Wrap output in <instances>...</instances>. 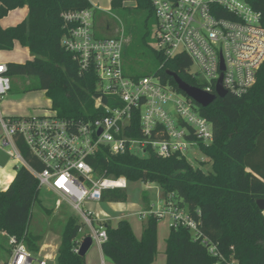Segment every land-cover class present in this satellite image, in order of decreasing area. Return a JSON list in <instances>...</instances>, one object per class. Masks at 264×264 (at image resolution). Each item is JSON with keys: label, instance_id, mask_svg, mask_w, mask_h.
Segmentation results:
<instances>
[{"label": "trees", "instance_id": "trees-1", "mask_svg": "<svg viewBox=\"0 0 264 264\" xmlns=\"http://www.w3.org/2000/svg\"><path fill=\"white\" fill-rule=\"evenodd\" d=\"M129 2L136 6L127 5ZM247 3L261 14L264 25V0H247ZM25 6L29 7L25 21L7 29L0 25V51H11L19 43L30 50L32 59L25 63H8L7 74L11 78L35 77L38 80L36 90L46 93L60 118H94L97 115L95 97L98 96L96 72L92 69L80 74L78 62L61 43L67 32L63 14L94 6L89 0H0V20L10 11ZM111 8L134 11L136 18L143 21L137 42L132 41L124 47L127 73L136 78L159 76L186 97L168 71L192 86L204 87L190 75L192 62L187 55L168 58L148 44L150 28L156 23L151 0H112ZM154 65L155 71L150 74ZM198 106L214 129V141L201 146L207 163L211 164L210 170L194 167L181 155L169 158H161L153 152L146 156L111 155L105 149L89 159V163L104 176L125 177L130 182L158 186L164 202H173L186 209L197 222L199 233L196 237L186 227L171 228L167 264H231L233 261L264 264V211L257 204L264 199V65L248 94H228L206 108ZM133 124V135L140 137L139 114ZM16 140L26 162L37 171H43L44 165L31 154L23 140ZM40 191L39 180L26 166L18 167L7 190H0V234L5 232L25 239L33 253H38L43 243L42 236L29 232L33 208L41 204ZM103 202L125 203L127 192L106 191ZM143 204L144 210L152 209L147 195L143 196ZM47 213L51 214V210ZM159 221L160 217L156 216L145 220L141 240L136 238L126 219L117 227L99 223L108 234V240L102 243L104 255L115 264H153L158 255ZM82 227L79 217L71 215L68 218L56 264H86V256L74 251ZM211 247L216 248L217 255L210 253Z\"/></svg>", "mask_w": 264, "mask_h": 264}, {"label": "built area", "instance_id": "built-area-1", "mask_svg": "<svg viewBox=\"0 0 264 264\" xmlns=\"http://www.w3.org/2000/svg\"><path fill=\"white\" fill-rule=\"evenodd\" d=\"M151 2L156 17L155 49L168 58L187 55L192 62L190 75L204 84L200 89L216 94L222 79L228 94L243 96L252 90L264 65V25L260 13L248 3L235 0ZM95 9L64 13L67 32L61 43L78 62L80 74L92 69L96 72L97 115L87 120L63 119L52 108L27 117L0 115L4 132L0 147H12L9 155L37 177L40 189L47 188L69 204L82 224L90 227L93 241L102 245L108 240L106 229L99 225L104 221L93 210H86L85 205L102 203L106 191H126L128 180L100 174L89 159L105 149L111 155L146 156L153 152L161 158L181 155L189 161L190 153L203 154L202 144L214 141V129L197 103L179 94L161 77L136 78L127 73L123 60L125 39L97 34ZM7 73V65L0 64V102L12 91V78ZM138 114L141 136L135 137L133 120ZM17 138L44 165L43 171L26 162ZM151 216L160 220L169 217L171 228L186 227L194 237L199 233L197 222L186 209L164 202L161 196L157 206L139 213L143 221ZM6 235L9 250L0 256V264H33L34 253L25 239ZM82 242L78 240L76 253ZM209 251L217 255L215 247Z\"/></svg>", "mask_w": 264, "mask_h": 264}, {"label": "rangeland", "instance_id": "rangeland-1", "mask_svg": "<svg viewBox=\"0 0 264 264\" xmlns=\"http://www.w3.org/2000/svg\"><path fill=\"white\" fill-rule=\"evenodd\" d=\"M238 3L246 4L247 0H235ZM92 5H96L97 14L95 15V30L97 34L106 37H116L123 36L125 39V45H130L133 41L137 42L141 32L143 30V21L136 18L137 13L134 11H128L124 9L112 10L111 2L107 0H91ZM156 24V23H155ZM155 24L150 28L151 38L148 44L151 48L155 49V37L154 28ZM24 53L26 50H19ZM5 53H10L11 51H3ZM17 58L22 60V53L16 54ZM156 65L150 69V74L154 73ZM38 80L31 76H16L12 78V91L4 97L0 102V109L3 108V104L10 99H22L24 102L32 107L35 104L42 106L43 108H50V103L46 98V94L43 91L36 90ZM30 104V105H29ZM0 141L4 137V132L0 127ZM2 148V147H0ZM6 152H9L12 147L8 146L2 148ZM196 158V159H195ZM11 159L16 163L17 166H22V163L11 157ZM190 163L194 167L201 166L204 171L211 169V164L207 163V158L199 153H190ZM205 163V164H203ZM151 186L152 188H149ZM159 187L156 185L145 184L142 181L130 182L128 181L127 192V202L125 203H110L102 202L99 205L96 203H87L85 209L98 210L103 209L105 212L110 214L112 217H117L125 214H133L138 212V210L143 205V196L151 195L154 198V202L157 203L156 194ZM39 199L41 204L37 203L32 211V220L29 226V232L33 235H40L43 238L42 247L48 245L45 254L51 253L54 247L61 243L63 230L68 218L73 215L77 216V213L71 208L69 204L63 202L58 198L53 192L49 191L47 188H42L40 191ZM60 205V208H58ZM47 210H51V214L47 213ZM78 217V216H77ZM82 223V222H81ZM85 233L90 234V227L84 225ZM31 247V245H30ZM8 236L5 232L0 234V256L4 255V252H8ZM43 260L42 255L34 253L33 264H39ZM48 264H54V262H48Z\"/></svg>", "mask_w": 264, "mask_h": 264}, {"label": "crops", "instance_id": "crops-1", "mask_svg": "<svg viewBox=\"0 0 264 264\" xmlns=\"http://www.w3.org/2000/svg\"><path fill=\"white\" fill-rule=\"evenodd\" d=\"M91 2V0H89ZM112 1V0H107ZM92 4V3H91ZM127 5L135 7L136 4L134 2H129ZM94 8L96 5H93ZM29 16V7L25 6L23 8H19L13 11H10L9 14L4 17L2 20H0V25L2 28L7 29L10 27H15L19 24H21L23 21H25ZM19 50H26L23 52ZM18 53H22V60L20 58H17ZM32 59L31 52L28 48L23 47L19 43L15 44L14 49L10 53H5L3 51H0V64L7 65L8 63H25L26 61ZM14 78V77H13ZM46 94L45 92H43ZM47 100L50 103V108H52V101L48 99ZM30 105V104H29ZM50 108H43L39 105H34L32 107L28 106L24 100L22 99H10L6 101L3 104V108L0 109V115L3 117H27L37 114H43L45 111H47ZM1 133V132H0ZM2 140V139H1ZM19 166L16 165V163L11 159V156L8 152H6L4 149L0 148V190H7L8 187L11 185L13 180L15 179V176L17 174V169ZM149 200L151 201V204L153 206H157L159 203V190L156 194V199L158 200L157 203L154 202V196L152 197L149 195ZM101 204V203H100ZM100 204H98L100 207ZM144 209V204L142 207L138 210V212H135L133 214H123L117 217H112L110 214L105 212L103 209L93 210L96 214L99 215L100 219L103 220L106 223H109L113 227H117L118 223L122 219H126L130 222L133 232L137 239L141 240L143 236V232L145 229V221L141 220L139 217V213ZM105 216H108L109 218H105ZM98 225V223H97ZM171 227H170V218L165 217L161 219L158 223V255L154 261L153 264H167V256H166V249H167V240L170 236ZM85 233V227H83L82 233H80V240H84L86 237H88L91 234H84ZM60 244H57L54 247V250L51 253H46L45 250L47 248V244L41 247L39 251V255H42L43 260L48 259V262L52 261L54 264H56L57 261V253L60 247ZM86 264H115L110 258L104 255L102 250V245L97 243L96 241H93V245L90 247L86 254Z\"/></svg>", "mask_w": 264, "mask_h": 264}, {"label": "water", "instance_id": "water-1", "mask_svg": "<svg viewBox=\"0 0 264 264\" xmlns=\"http://www.w3.org/2000/svg\"><path fill=\"white\" fill-rule=\"evenodd\" d=\"M167 74L173 77L179 90L185 93L189 98H191L195 103L206 108L213 104L217 98H225L228 93L224 90L222 86V79L218 82L216 94H209L202 89L192 86L182 80L176 73L168 71ZM101 133V132H100ZM259 208L264 211V199L257 201ZM93 245V238L91 236L86 237L80 247L79 255L86 256L88 250Z\"/></svg>", "mask_w": 264, "mask_h": 264}]
</instances>
